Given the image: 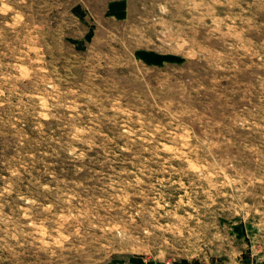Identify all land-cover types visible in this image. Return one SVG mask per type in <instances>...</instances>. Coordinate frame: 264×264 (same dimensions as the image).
Returning a JSON list of instances; mask_svg holds the SVG:
<instances>
[{
	"label": "rangeland",
	"instance_id": "1",
	"mask_svg": "<svg viewBox=\"0 0 264 264\" xmlns=\"http://www.w3.org/2000/svg\"><path fill=\"white\" fill-rule=\"evenodd\" d=\"M0 264H264V0H0Z\"/></svg>",
	"mask_w": 264,
	"mask_h": 264
}]
</instances>
